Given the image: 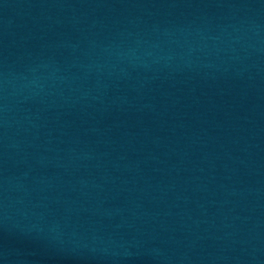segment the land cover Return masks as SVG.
Segmentation results:
<instances>
[{"label": "water", "instance_id": "water-1", "mask_svg": "<svg viewBox=\"0 0 264 264\" xmlns=\"http://www.w3.org/2000/svg\"><path fill=\"white\" fill-rule=\"evenodd\" d=\"M0 264H264V0H0Z\"/></svg>", "mask_w": 264, "mask_h": 264}]
</instances>
